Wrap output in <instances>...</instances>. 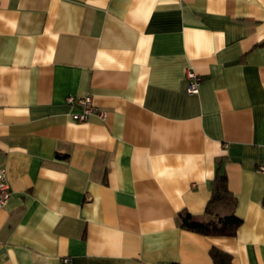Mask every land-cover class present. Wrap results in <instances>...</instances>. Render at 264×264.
<instances>
[{
	"label": "crops",
	"instance_id": "1",
	"mask_svg": "<svg viewBox=\"0 0 264 264\" xmlns=\"http://www.w3.org/2000/svg\"><path fill=\"white\" fill-rule=\"evenodd\" d=\"M259 165L264 0H0V264H264ZM218 171L236 234L181 228Z\"/></svg>",
	"mask_w": 264,
	"mask_h": 264
},
{
	"label": "trees",
	"instance_id": "2",
	"mask_svg": "<svg viewBox=\"0 0 264 264\" xmlns=\"http://www.w3.org/2000/svg\"><path fill=\"white\" fill-rule=\"evenodd\" d=\"M262 204L264 206V199ZM220 205L230 207V213L223 217L217 216L216 211ZM235 205L236 200L227 187L226 175L218 171L204 216H194L187 211H182L179 213L180 227L205 236H234L242 223V220L234 214ZM207 215L215 216V218L207 220L205 219ZM209 254L214 264H231L232 262L230 254L217 248H211Z\"/></svg>",
	"mask_w": 264,
	"mask_h": 264
},
{
	"label": "built area",
	"instance_id": "3",
	"mask_svg": "<svg viewBox=\"0 0 264 264\" xmlns=\"http://www.w3.org/2000/svg\"><path fill=\"white\" fill-rule=\"evenodd\" d=\"M185 79L187 81L186 91L189 94H197L199 90V85L202 78L194 72L192 69L188 68L185 71ZM67 104L72 107H77L78 112L72 114L73 120L78 123H83L88 120L90 116H97L100 119H104L106 114L104 111L99 110L95 106L93 98L90 95L86 96H74L70 95L66 98ZM258 172H264V165H259L257 168ZM10 190L6 181L5 174L0 170V206H4L10 199ZM64 261H68L65 259ZM156 264H167L164 262Z\"/></svg>",
	"mask_w": 264,
	"mask_h": 264
}]
</instances>
